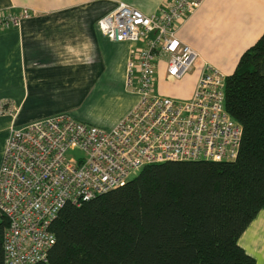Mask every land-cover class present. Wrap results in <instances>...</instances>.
<instances>
[{"label": "built area", "instance_id": "2783aa9c", "mask_svg": "<svg viewBox=\"0 0 264 264\" xmlns=\"http://www.w3.org/2000/svg\"><path fill=\"white\" fill-rule=\"evenodd\" d=\"M202 0H171L145 15L118 1L96 21L98 32L127 42L125 86L136 103L108 129L56 113L8 129L0 160V213L7 221L6 264L45 261L54 242L50 223L64 203L78 205L115 188L140 167L162 161H231L241 126L225 110V75L176 37ZM26 7L0 10V27H19ZM178 81L199 63L189 97L153 92L155 71ZM77 150V156L67 151Z\"/></svg>", "mask_w": 264, "mask_h": 264}, {"label": "trees", "instance_id": "16d2710c", "mask_svg": "<svg viewBox=\"0 0 264 264\" xmlns=\"http://www.w3.org/2000/svg\"><path fill=\"white\" fill-rule=\"evenodd\" d=\"M224 107L241 126L233 160L146 164L64 203L46 260L34 264H254L237 239L264 210V29L225 75ZM6 227L0 213V264Z\"/></svg>", "mask_w": 264, "mask_h": 264}, {"label": "crops", "instance_id": "0c3cea01", "mask_svg": "<svg viewBox=\"0 0 264 264\" xmlns=\"http://www.w3.org/2000/svg\"><path fill=\"white\" fill-rule=\"evenodd\" d=\"M118 1L145 15L171 0H0V10L26 7L32 15L19 27H0V160L8 129L56 113L97 127L113 126L137 101L125 86L127 42L102 36L96 21ZM264 29V0H202L178 27L176 37L192 47L199 62L224 75L240 53ZM199 63L178 81L155 71L153 92L160 84H188L193 90ZM238 245L264 264V210H259L237 239Z\"/></svg>", "mask_w": 264, "mask_h": 264}, {"label": "rangeland", "instance_id": "374dc122", "mask_svg": "<svg viewBox=\"0 0 264 264\" xmlns=\"http://www.w3.org/2000/svg\"><path fill=\"white\" fill-rule=\"evenodd\" d=\"M187 85L188 84H184V83H175V84L163 83V84H160L159 86L161 87L163 92L171 94L170 97H172L174 99H183L180 97L184 96V92L186 91ZM154 87H155L154 90L156 92V86H154ZM66 154L69 156H77L78 151L77 150H69V151H67Z\"/></svg>", "mask_w": 264, "mask_h": 264}]
</instances>
